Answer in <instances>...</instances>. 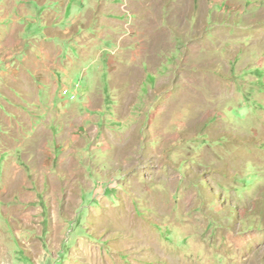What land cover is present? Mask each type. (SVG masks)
I'll use <instances>...</instances> for the list:
<instances>
[{"label": "rangeland", "instance_id": "374dc122", "mask_svg": "<svg viewBox=\"0 0 264 264\" xmlns=\"http://www.w3.org/2000/svg\"><path fill=\"white\" fill-rule=\"evenodd\" d=\"M38 1L0 0V264H264V0Z\"/></svg>", "mask_w": 264, "mask_h": 264}, {"label": "crops", "instance_id": "0c3cea01", "mask_svg": "<svg viewBox=\"0 0 264 264\" xmlns=\"http://www.w3.org/2000/svg\"><path fill=\"white\" fill-rule=\"evenodd\" d=\"M88 5V1L80 3L79 0H39L38 8L41 10L38 11V15L47 20V22H43L44 26L41 31L47 36L54 34V36L59 35L60 38L65 37L71 32L68 25L80 18L82 16L81 10ZM99 53H101L100 50L97 51V57H100ZM49 58H51L50 53ZM88 58L89 55L86 59ZM75 62L77 65L79 64L75 59L67 63L69 66Z\"/></svg>", "mask_w": 264, "mask_h": 264}]
</instances>
